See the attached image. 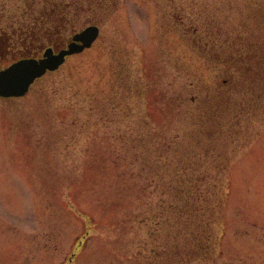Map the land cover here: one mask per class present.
Masks as SVG:
<instances>
[{
	"label": "rangeland",
	"instance_id": "1",
	"mask_svg": "<svg viewBox=\"0 0 264 264\" xmlns=\"http://www.w3.org/2000/svg\"><path fill=\"white\" fill-rule=\"evenodd\" d=\"M171 1L119 0L114 9L92 11L85 0H0V69L23 44L69 43L84 28L100 27L90 48L69 57L27 96L0 98V264H157L150 227L139 220L145 216L139 210L152 200L142 204L131 195L109 150L102 162H87L81 133L52 136L40 118L57 115L54 126L63 129L60 113L73 120L68 107L83 103L75 93L106 92L122 63L134 76L151 73L160 91L214 82L218 68L208 66L165 22ZM258 129L224 179L230 187L218 231L223 253L197 264H264V119Z\"/></svg>",
	"mask_w": 264,
	"mask_h": 264
},
{
	"label": "trees",
	"instance_id": "2",
	"mask_svg": "<svg viewBox=\"0 0 264 264\" xmlns=\"http://www.w3.org/2000/svg\"><path fill=\"white\" fill-rule=\"evenodd\" d=\"M85 1L92 11H109L119 3ZM188 2L180 6L172 0L163 18L188 48L218 68L214 82L160 91L151 73L134 76L122 63L106 92L75 93L83 103L68 107L76 115L73 120L60 113L63 129L54 126L57 115L40 118H46L52 136L81 133L87 162H102L109 150L108 159L131 195L139 202L152 200L139 210V217L145 214L139 220L150 227L157 264L221 257L218 231L230 187L224 179L257 139L264 119V1ZM161 100L165 106H155ZM90 148L98 153L89 154Z\"/></svg>",
	"mask_w": 264,
	"mask_h": 264
},
{
	"label": "water",
	"instance_id": "3",
	"mask_svg": "<svg viewBox=\"0 0 264 264\" xmlns=\"http://www.w3.org/2000/svg\"><path fill=\"white\" fill-rule=\"evenodd\" d=\"M100 35L96 25L88 26L74 35L72 41L58 53L48 49L43 58H26L19 60L0 71V97H25L36 80L48 72L58 70L67 57L83 52L90 48Z\"/></svg>",
	"mask_w": 264,
	"mask_h": 264
},
{
	"label": "flooded vegetation",
	"instance_id": "4",
	"mask_svg": "<svg viewBox=\"0 0 264 264\" xmlns=\"http://www.w3.org/2000/svg\"><path fill=\"white\" fill-rule=\"evenodd\" d=\"M30 36H31V33L26 32V36L24 37L25 38L24 41L29 42V40L31 39ZM33 42H34V40H33ZM33 42H32V44H30V43L23 44L22 46L17 48L15 51H13L12 58L9 61H11L13 63L17 59H22V58H28V57L40 58V57H43V55L47 49L52 48L54 51H57L58 49H61L66 45V42L65 43L60 42L61 44H58L56 42L50 41V43H48V44L38 43L36 45Z\"/></svg>",
	"mask_w": 264,
	"mask_h": 264
}]
</instances>
